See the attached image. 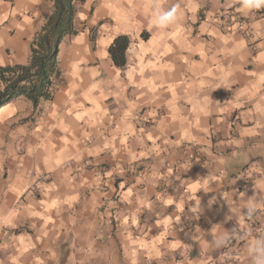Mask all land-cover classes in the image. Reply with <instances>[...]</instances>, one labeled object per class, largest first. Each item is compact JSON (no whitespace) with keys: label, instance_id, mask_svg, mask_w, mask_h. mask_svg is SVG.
<instances>
[{"label":"crops","instance_id":"1","mask_svg":"<svg viewBox=\"0 0 264 264\" xmlns=\"http://www.w3.org/2000/svg\"><path fill=\"white\" fill-rule=\"evenodd\" d=\"M53 2L0 0V67ZM74 24L52 98L0 107V264H264V8L78 0Z\"/></svg>","mask_w":264,"mask_h":264},{"label":"trees","instance_id":"2","mask_svg":"<svg viewBox=\"0 0 264 264\" xmlns=\"http://www.w3.org/2000/svg\"><path fill=\"white\" fill-rule=\"evenodd\" d=\"M53 1L52 12L45 16L44 25L31 43L28 63L0 67V107L20 96L34 106L52 98L55 79L60 76L59 44L64 36L76 32L74 16L78 0ZM128 42L126 36H118L108 47L115 64L123 65Z\"/></svg>","mask_w":264,"mask_h":264},{"label":"clouds","instance_id":"3","mask_svg":"<svg viewBox=\"0 0 264 264\" xmlns=\"http://www.w3.org/2000/svg\"><path fill=\"white\" fill-rule=\"evenodd\" d=\"M235 2L238 4L239 11L243 14L264 8V0H235ZM229 6H232V0H229ZM177 19L176 7L169 9L160 8L153 13L150 24L163 30L175 24Z\"/></svg>","mask_w":264,"mask_h":264},{"label":"built area","instance_id":"4","mask_svg":"<svg viewBox=\"0 0 264 264\" xmlns=\"http://www.w3.org/2000/svg\"><path fill=\"white\" fill-rule=\"evenodd\" d=\"M246 223H249V228L255 232L260 228V226L257 225V220H255L253 217L248 216V218L246 219ZM242 236L243 234H238L235 237L232 236L229 239V242H232L237 248H239Z\"/></svg>","mask_w":264,"mask_h":264}]
</instances>
